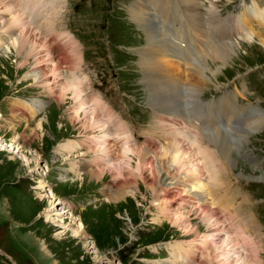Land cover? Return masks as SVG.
I'll list each match as a JSON object with an SVG mask.
<instances>
[{"label":"rangeland","instance_id":"rangeland-1","mask_svg":"<svg viewBox=\"0 0 264 264\" xmlns=\"http://www.w3.org/2000/svg\"><path fill=\"white\" fill-rule=\"evenodd\" d=\"M2 1L11 4L9 0ZM15 1L11 6L18 9L21 4L15 5ZM34 1L37 3L36 18L27 19L28 14L22 18L28 23L30 32L38 33L41 39L45 38L47 48L37 51L42 57L41 63L35 62L31 55L26 57L25 51L19 54L14 52V46H10L14 41L9 43L18 32L11 29L5 32L6 27L1 22L11 16L0 10V36L4 40L0 45V262L168 264L166 262L171 259V244L177 243L179 248L187 250L199 244L205 236L214 232H217L216 235L222 234V228L225 235H220V238L226 239L229 232L238 226L235 232L242 230L246 233V238L249 235L255 243L253 246L244 243L241 245L246 248L250 257L254 256L251 251L256 250L257 264H264V201L257 200L260 193L253 192L252 184L244 179L237 180L235 176L238 172L248 175L254 169V164L245 159V152L252 153L257 162L258 173H264V136L260 138L249 135V141L243 143L238 152L240 155L231 154V150L222 153L223 148H230L223 138V141L219 138L223 144H217L214 143L216 136L210 140L207 136H199L200 133L192 128L173 125L171 118L165 119L169 113L183 107L179 103V108H176L177 98L173 94L174 99L167 97L164 102L157 94L159 86L156 92L152 81L147 78L151 66L146 65V55L143 58L140 56L141 51H146L147 36L143 27L133 21L131 14L132 9L144 0H51L55 2L53 9L59 12L47 24L45 10L48 7L46 3L50 0ZM199 1L201 14L205 7H210L209 2H213ZM253 2L258 8L264 9V0L215 1L218 24H232ZM3 9L5 10L4 6ZM177 10L172 9L163 23L154 17L151 24L153 29L162 32L167 39L169 31L166 26L172 27V40H168L176 47L168 50L169 55H177V47L192 48L187 45L189 39L173 31L179 22L181 25L185 24V17L181 16L185 14L182 11L178 13ZM253 18L250 20L253 21ZM254 23L252 22L254 31L258 32L260 38L250 43L240 42L236 47L237 56L233 55V61L228 62V65L220 66L219 61L206 58L208 67L216 71L219 66L220 70L216 78H212L206 86L198 85L199 100L191 102L190 113L207 111L205 104L218 102L222 98L226 106L224 98L229 99L232 111L236 104L243 115H246L243 111L250 107H258L260 111H264V24L258 27ZM154 24L158 25V29ZM216 28L226 29L225 25ZM61 32H65L70 38L65 41ZM185 32L189 35L186 28ZM57 35L60 37H56ZM179 38L181 41L178 43ZM236 40H240L236 34L226 33L221 36L220 42L226 44ZM46 53H49V59L53 58L59 64L56 72L50 71L53 64L48 62L50 60L45 57ZM71 54L78 55L77 64ZM180 55L185 56L183 51ZM197 57L199 56L195 55L194 58ZM188 66L175 57L163 54L155 67L169 73L172 71V78H179L183 83L182 92V89L187 88L185 83H194L187 70ZM35 72L43 75L37 83L31 75ZM45 79L48 81H43ZM67 80L80 83L78 87L81 99L87 103L84 108H94L100 117L95 116L108 122L104 129L86 125L82 113L74 118L76 101L72 98V93L67 92L64 97L60 95L61 84ZM8 92L10 95L1 102V98ZM26 99L28 100L25 101ZM94 99L99 101L97 105L93 102ZM181 99L184 96L179 94V101ZM36 102L42 105L38 106ZM199 105H202V109ZM27 106L37 107L39 111L32 113ZM259 113L261 117L264 116L263 112H257V115ZM190 118H194L199 124H196L198 130L203 128L201 125L205 121L199 122L197 119L200 117L190 115ZM246 124L252 123L248 124L246 121ZM253 124L255 128V123ZM263 125L264 123L261 127ZM235 133L236 136H241L239 130L235 129ZM180 134L181 137L184 135L186 141ZM104 135L110 145L106 142L104 145L105 140L99 139ZM190 136L194 137V141L190 140ZM196 137L200 138L198 143L195 142ZM176 139L184 148L194 153L196 161H203L208 153L207 158L199 165L203 177L197 179L205 190L207 202L203 206L194 200L192 203H185L182 200L190 198L185 197L186 195L181 197L180 188L173 186L169 187L173 189L167 191L165 196L159 195L157 199L154 197L156 194H152L153 191L148 190L138 176L131 180L132 185L128 189L130 192L124 195L123 200L115 203L108 201L106 195L115 191L117 181L121 179H116L114 171L107 167L112 163H124L121 161L125 159L122 157V149L126 145L142 152L146 147L151 150L164 149ZM68 140L78 145L77 150L56 154L58 147ZM96 150L97 153L94 152ZM97 156H100L99 160L94 162ZM128 156L135 169L138 156ZM185 160L186 163L189 162V159ZM217 162L226 169L218 170ZM174 169L180 175L186 174L187 178L192 176L179 163L174 165ZM145 177L153 179L149 173H145ZM174 182L176 180L171 183ZM41 184L46 193L39 188ZM261 190L264 195V188ZM50 192L52 199L47 198L51 196ZM235 193L237 196L244 195L238 204V210L251 212L247 221L240 211L238 216L241 221L235 216V212L229 211H233L231 208L228 209V197L231 194L232 200L239 197L234 198ZM208 205L215 214V218H211L219 219L221 226L213 225L215 220L208 219L200 211ZM177 214L180 215L179 222L172 223L171 219ZM78 223L82 227H78ZM213 246L198 251V257L195 258L198 264L215 263L216 252ZM218 246L221 247L222 244L219 243Z\"/></svg>","mask_w":264,"mask_h":264},{"label":"bare ground","instance_id":"bare-ground-1","mask_svg":"<svg viewBox=\"0 0 264 264\" xmlns=\"http://www.w3.org/2000/svg\"><path fill=\"white\" fill-rule=\"evenodd\" d=\"M9 1L11 2V4H13V0H9ZM39 1L43 2L44 0H39ZM212 1L213 2H209L210 7L209 8L205 7V10L202 14L200 12L201 6H200L199 0H178V1L144 0L142 3L137 4L131 11L133 21H135L141 27H143L145 34L147 36L146 51L144 49V51H141L140 53L141 58H143V55L147 56V58L145 59L146 65L151 66V71L149 72L147 78L148 80L152 81V86L156 90V92L159 86L157 94L163 98L164 102L166 101L167 97H170L171 100L174 99L172 98V96L175 95V98H177L176 108H179V103L181 104L182 102L181 100L179 101V94H181V86L183 83L182 81L179 80V78L178 79L172 78L171 74L167 72L165 69H162L160 67H155L157 64V60H159V58L163 54L164 56L175 57L181 63L189 65L187 70L190 71L192 75L190 76V78L192 79L191 81H194L195 84L194 83L192 84L190 82L186 85L185 83V86H187L186 101H189L191 99V102H194V101H197V99L199 100L200 92H199L198 85L200 84V85L206 86L209 82L212 81V78H216L217 72L220 70L219 66L216 71H213L210 67H208L206 65V58L210 57V59L219 61V63L221 64L220 66H226L228 65V62L233 61V58H232L233 55L237 56L236 47L238 46L240 42L245 41V42L250 43L256 40V38L257 39L260 38L258 37L259 35L258 32L254 31V25H252V22H255L258 27H260L261 24H264V9L258 8L255 2H253L251 6H249L245 11L242 12V16L236 17V20H234L232 24L225 23V22H221V24H218L219 22L217 18L218 12L215 8V3H214L215 1H218V0H212ZM54 3L55 2H51V0L48 3H46V6H48L45 10L46 24L50 22L51 17L52 18L55 17V15L58 14L59 12L56 9H53ZM11 4H7L6 2L0 0V10L10 14L11 16L7 20L5 19L3 22H1L3 23V26L6 27L5 28L6 31L5 30L4 31L7 32L9 29H11V30H15L18 32L15 38L9 43L11 44L14 41L10 46H14L13 49L16 54H19L20 52L25 51L26 57H29L31 55L33 58H35V62L38 61V63L39 62L41 63L42 57L38 52L41 49L47 48L46 46L47 43L44 41L45 38L41 39L37 35L38 33L36 34L33 31L30 32L31 29L27 26L28 23H26L24 19L22 18V16H24L25 14H28L27 19L28 17L31 19L34 17L36 18L37 3L34 0H18V1L16 0L15 5L21 4V7L18 8L20 11H18L16 6H15V9H16L15 10L13 8L14 6L13 5L11 6ZM3 6L5 10L3 9ZM174 8L178 9L177 10L178 13L179 11H182L185 14V16L181 15L182 18L185 17V22H184L185 24L181 25L179 22L177 26L173 28V31L177 35L179 36L183 35L187 39H189V43L192 45H189V43H187V45L191 46L192 48L190 49L188 47V48L181 49L180 47H177L178 48V50L176 49L177 55H169L168 50H171L173 47H176V46L173 45L164 36L162 32H157L155 29H153L151 24H152V19L154 17H157L160 20V22L163 23L164 20H166L167 18V14L170 13L171 10ZM192 11H194L195 13H192ZM252 18L254 19L253 21L250 20ZM51 21H53V19ZM52 24L53 23L51 22L50 25ZM220 25H225L226 29L225 30L221 28L215 29L216 26H220ZM185 28L187 29V32L189 35L186 34ZM226 33H232V35L236 34L240 38V40H236L234 43H226V44L220 42L221 36L225 35ZM60 34H64L65 41L70 38L69 35H67L65 32H61ZM56 37H60V35H57ZM179 39L180 40H177L178 43L181 41V38ZM3 42H4L3 37L0 36V45ZM168 44L170 45V47H168ZM181 51L184 52L185 56L180 55ZM48 55L49 53H46L45 57L49 59ZM195 55H198L199 57L194 58ZM71 56L73 59L76 60L75 64H77L76 62L79 60L78 55L76 56V54H71ZM37 57L41 59L39 60V58ZM52 59H49L50 61H48L49 63L51 62L53 64V66H51L52 68H50V71L56 72L59 69L58 67L59 64L57 62L55 63ZM142 62L143 60H141V65H142ZM40 70H42L41 67H40ZM31 75L32 77H34V81L36 83L40 78L43 77L41 73L38 74L36 72L31 73ZM43 81L47 82L48 80L45 79ZM64 82L65 83L61 84L60 95L64 97L65 93L67 92L72 93V98L74 99V101H76V106H77V107L74 106L75 108L73 109L74 118L77 116L79 117L80 113H82L84 115V120L86 119V125H89V126L91 125L92 128L95 127L97 129H104L105 128L104 125H106V123L108 122L102 121L98 117H96L98 114L95 112L94 108L87 109V110L84 108L87 105V103L81 99V96H82L81 90L78 87L80 83L73 81V80H70V81L67 80ZM93 102L97 105L99 101L97 102V100L94 99ZM221 102H222L221 111H223V113H227L226 111L227 106L224 104L223 101ZM36 103L38 106L42 105L39 102H36ZM27 107L30 108V106H27ZM199 107L201 108L202 105H199ZM30 110L32 111V113H36L38 108L31 107ZM102 110L104 111V114H105L104 108ZM172 113H169L168 115L170 116ZM211 115H213V109H212V106L209 105L207 118L197 119L199 122L205 121L204 124L201 125V127L203 126V128L205 127L207 129H214L217 127V124L214 122ZM107 116L110 117L109 114H107ZM263 117H261L260 113L259 115H257V117H255L253 122L255 123L256 131L264 123ZM186 118L187 117H185V119H183L182 123L180 124L179 120H177L178 117L175 116L171 118V123L173 125H179L181 127L184 125L187 128H195L196 130H198L196 126V124L198 123H196V120L194 121V118H190V120ZM103 119H105V117ZM249 123L250 122H248V124ZM228 131H230V129H228ZM183 136L181 137V134H180V137L183 140H185L184 139L185 137ZM105 137L107 136L104 135L102 137H99V139H102L103 141L105 140L103 143L104 145H106L105 142L108 144ZM177 139L171 144H169L168 146L166 145L167 147H165L164 149L151 150V148L147 149L146 147L142 150V152L141 150H138V151L132 150L130 146L126 145L122 149L123 150L122 157L125 159H121V161L124 163L117 164V165L112 163L110 164V166L107 167L109 169L111 168L110 170L114 171L113 173L116 179H119V180L121 179V181H117V185L115 186L116 188L115 191L113 192L110 191L106 195L108 201L109 202L113 201L115 203L116 201L123 200L124 195L130 192V190L128 189H129V185L130 186L132 185L131 180L134 179L135 176H138V178L140 177L142 182H144L146 188L148 190L153 191L152 194H156L154 195V197H156L157 199L159 198V195L165 196V194H167L166 193L167 191H170L173 189V188L170 189L169 187L173 186V187L180 188L181 190L180 192H182L180 195L181 197H184L182 195H186L185 197L190 198V199L187 198L188 200H182V201H184L185 203H188V202L192 203V201L194 200L197 204L199 203V204H202L203 206V204L207 202L205 198L206 197L205 190L202 188L203 186L197 181V179L200 180V178L203 177V174L201 173L202 168H200L199 165L203 163L205 158H207L208 153L205 155L204 158L202 157L203 161L199 159H198L199 161L198 160L196 161V159L193 157L194 153L192 154L190 149L184 148L183 144L179 143ZM197 139L198 138L196 137L195 142L197 141ZM221 140L223 141V139ZM214 143L219 144L221 143V141H219V139H215ZM99 145L101 144L99 143ZM94 147L96 148V146ZM77 148H78V145L76 143L68 140L58 147V149L56 150V154H60V152L70 153L71 151L77 150ZM97 151L98 150L94 152L97 153ZM225 151H230V148H223V152L222 151L220 152L225 153ZM200 152L203 153V151H200ZM129 154L130 155L135 154L136 156H138L137 166L135 169L132 168L131 158H129L128 156ZM99 157L98 156L95 157L94 162L95 160H99ZM185 158L189 159V162L186 163ZM177 163L185 167L187 169V173L192 176H189L187 178L186 174L180 175L176 173L174 171L175 170L174 165H176ZM145 173H149V175H151L153 179L148 180L147 177H145ZM259 179L264 181V177L259 178ZM175 180L176 182L171 183L172 181H175ZM39 188L41 189V191L43 190L46 193L45 191L46 189L44 190V185L42 184L39 185ZM195 190L196 192L194 193ZM49 195L51 196H47V198L52 199L53 195L51 192ZM38 197L41 198L40 196ZM200 211L204 212L205 216L210 220H213L212 218H215V214L212 211V209H210L209 206L207 207L204 206L203 208H201ZM61 215H64V213H62ZM179 219H180V215L177 214L175 217L171 219V222L177 223L179 222L178 221ZM216 224L220 225L219 219L218 220L216 219L214 221L213 225H216ZM77 225L78 227H82L80 223H78ZM247 227H249V224ZM253 227H256V226L254 225ZM255 229H257V227ZM220 232L222 234L216 235L217 232L216 233L214 232L211 235L205 236L203 240L199 242V244L195 246H191V248L187 250L183 248H179L177 243L174 245L171 244L170 249H169L170 254H171V259L169 262H166V263L168 264H192L194 262L195 264L197 263V260L195 258L198 257L197 255L198 251H201V249H203L204 247H209L210 245H214L213 246L214 251L216 252L214 264H257L258 258H257L256 250L251 251L252 253H254V256L250 257L249 254L247 253L248 251L246 250V248L241 245L242 243H244L245 245H249V246H253L255 244L253 240L250 239L249 235L246 238V235H245L246 233H244L242 230H240V232H238L237 230L236 232H234V235L236 234L234 238H230V236H227L226 239H223L220 237L223 234L225 235L224 229L222 228ZM74 234L76 235L77 232H75ZM247 239H248V243L246 244ZM219 243L222 244L221 247L218 246ZM228 247L231 249H228ZM232 249H234V251ZM209 261L213 262L211 258H209Z\"/></svg>","mask_w":264,"mask_h":264}]
</instances>
